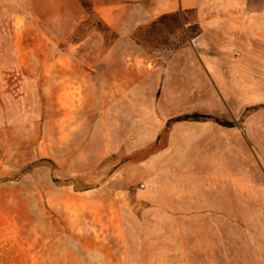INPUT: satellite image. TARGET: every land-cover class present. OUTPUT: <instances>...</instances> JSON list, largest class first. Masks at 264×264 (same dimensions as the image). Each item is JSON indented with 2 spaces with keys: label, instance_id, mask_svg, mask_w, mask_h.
<instances>
[{
  "label": "rangeland",
  "instance_id": "374dc122",
  "mask_svg": "<svg viewBox=\"0 0 264 264\" xmlns=\"http://www.w3.org/2000/svg\"><path fill=\"white\" fill-rule=\"evenodd\" d=\"M92 2L0 0V264H131L144 240L199 234L154 230L146 193L222 190L214 160L146 165L155 137L139 135L159 107L150 74L192 46L195 13L121 34ZM201 234L238 250V231Z\"/></svg>",
  "mask_w": 264,
  "mask_h": 264
},
{
  "label": "crops",
  "instance_id": "0c3cea01",
  "mask_svg": "<svg viewBox=\"0 0 264 264\" xmlns=\"http://www.w3.org/2000/svg\"><path fill=\"white\" fill-rule=\"evenodd\" d=\"M92 10L103 12L108 26L121 34L167 14L195 13L200 31L192 46L179 49L150 74L146 94L155 97L150 103L158 99L159 107L139 135L155 137L143 147L159 153L146 156V165L170 167L176 153L175 160L183 162L175 166L195 168L214 160L223 169L222 190L145 194L151 215L160 217L154 230L199 234L144 240L130 263L233 264L235 253L238 264H264L263 3L93 0ZM194 114L200 118H183ZM215 216L224 217V223L209 218ZM232 217H239L234 227ZM220 231L239 232L238 250L233 251L231 235L201 234Z\"/></svg>",
  "mask_w": 264,
  "mask_h": 264
}]
</instances>
